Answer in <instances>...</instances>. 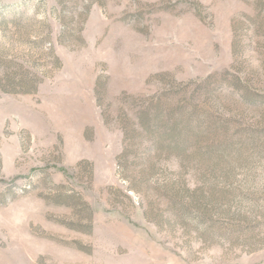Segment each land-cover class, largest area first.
Masks as SVG:
<instances>
[{
  "label": "rangeland",
  "instance_id": "374dc122",
  "mask_svg": "<svg viewBox=\"0 0 264 264\" xmlns=\"http://www.w3.org/2000/svg\"><path fill=\"white\" fill-rule=\"evenodd\" d=\"M0 264H264V0H0Z\"/></svg>",
  "mask_w": 264,
  "mask_h": 264
}]
</instances>
